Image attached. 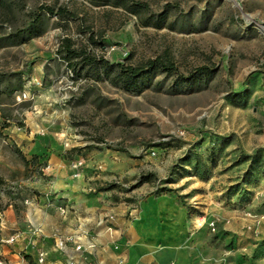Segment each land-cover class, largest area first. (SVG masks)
Listing matches in <instances>:
<instances>
[{
  "label": "rangeland",
  "instance_id": "374dc122",
  "mask_svg": "<svg viewBox=\"0 0 264 264\" xmlns=\"http://www.w3.org/2000/svg\"><path fill=\"white\" fill-rule=\"evenodd\" d=\"M135 1L149 7L146 26L119 0H23L0 11V214L11 205L20 219L7 234L23 235L25 199L49 195L50 158L79 174L108 156L122 164L102 185L113 198L183 197L206 228L208 264H264V0ZM42 5L72 15L43 11L42 34L6 39ZM64 38L97 59L96 71L67 66ZM160 55L178 73L152 70L131 91L115 83L117 64ZM201 66L212 71L188 75ZM35 142L39 155L25 149Z\"/></svg>",
  "mask_w": 264,
  "mask_h": 264
},
{
  "label": "crops",
  "instance_id": "0c3cea01",
  "mask_svg": "<svg viewBox=\"0 0 264 264\" xmlns=\"http://www.w3.org/2000/svg\"><path fill=\"white\" fill-rule=\"evenodd\" d=\"M10 133L9 138L23 142V134ZM25 149L38 155L45 151L38 142ZM103 161L100 171L95 161H84L74 176L71 165L50 158L49 195H39L41 203L35 195L25 199L20 239V232L7 234L18 230L20 222L11 205L0 214L2 264H28L24 254L36 264H208L206 228L195 223L178 192L146 194L135 202L113 198L102 185L110 179L107 173H117L122 164L108 156ZM29 185L44 188L36 182ZM11 236L15 244L5 241ZM64 238L69 240L57 248V240ZM38 252L44 253L42 263H37Z\"/></svg>",
  "mask_w": 264,
  "mask_h": 264
},
{
  "label": "trees",
  "instance_id": "16d2710c",
  "mask_svg": "<svg viewBox=\"0 0 264 264\" xmlns=\"http://www.w3.org/2000/svg\"><path fill=\"white\" fill-rule=\"evenodd\" d=\"M22 1L23 0H0V11H2L3 13H7L8 11H10L11 3L14 5L16 4L17 7L22 8ZM119 2L127 3V10L132 14L138 15V18L141 20L142 25L146 26L149 24V21H147L146 18H144L146 19L144 20L141 15V13L149 12V7L146 3L135 0H119ZM43 11L49 15H56L60 19H65L66 17H70L72 15V13L67 11L63 6H59L56 9L47 5L39 6L37 10H33L31 12V17L27 25L15 30L12 33H9L6 39H10V41L15 42L26 38L37 37L42 34L44 31L42 20ZM158 16L163 17L164 14L160 13L158 14ZM148 17L149 19H151L150 15H148L147 18ZM1 39L2 38L0 37V40ZM57 51L61 54V58L66 61L67 66L73 69H75V65L78 69L81 64H85L90 68L92 67L94 71H96L98 67L99 63L97 62V59L87 50L75 48L69 38H64L61 41ZM76 60L79 61L78 64L74 62ZM116 67L117 74L115 83L120 84V86L127 91L136 89L139 79L147 75L152 70H161L168 73H178V68L175 62L166 55H160L156 56L155 58H150L138 65H124L122 63H119ZM210 71H212L211 68L201 66L190 71L188 75L191 77L197 74H208L210 73ZM77 74H79V70ZM108 147L112 148L110 145ZM139 182H143V179L141 178ZM2 183L3 179L0 177V186L2 185ZM23 257L28 262V264H36L29 254H24Z\"/></svg>",
  "mask_w": 264,
  "mask_h": 264
},
{
  "label": "built area",
  "instance_id": "2783aa9c",
  "mask_svg": "<svg viewBox=\"0 0 264 264\" xmlns=\"http://www.w3.org/2000/svg\"><path fill=\"white\" fill-rule=\"evenodd\" d=\"M24 97H25V95H22V96L19 97V99L24 98ZM77 165H81V162L78 161L73 166L76 167ZM78 175H79L78 173H74V176H78ZM25 203H27L26 200H25ZM109 217L112 218V216H109ZM207 226L209 227V229L211 231H215V229H216L213 221H208ZM15 238H16L15 236H11V237L7 238L5 241L7 243H12V242H14ZM67 240H69V238L58 239L57 242H56V247L57 248H63ZM77 248H79V247H77ZM43 261H44V253L43 252H38V254H37V263H42ZM2 263L3 262L0 260V264H2Z\"/></svg>",
  "mask_w": 264,
  "mask_h": 264
}]
</instances>
